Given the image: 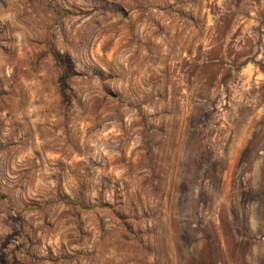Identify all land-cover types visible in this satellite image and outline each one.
I'll use <instances>...</instances> for the list:
<instances>
[{"label": "rangeland", "instance_id": "1", "mask_svg": "<svg viewBox=\"0 0 264 264\" xmlns=\"http://www.w3.org/2000/svg\"><path fill=\"white\" fill-rule=\"evenodd\" d=\"M0 264H264V0H0Z\"/></svg>", "mask_w": 264, "mask_h": 264}]
</instances>
